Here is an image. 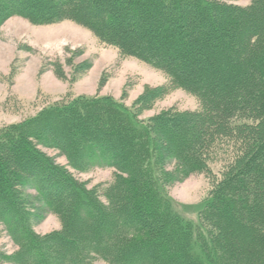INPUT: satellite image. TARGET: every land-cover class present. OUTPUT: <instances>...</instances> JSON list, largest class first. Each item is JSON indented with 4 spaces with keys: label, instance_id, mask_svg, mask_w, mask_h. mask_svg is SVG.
I'll use <instances>...</instances> for the list:
<instances>
[{
    "label": "trees",
    "instance_id": "1",
    "mask_svg": "<svg viewBox=\"0 0 264 264\" xmlns=\"http://www.w3.org/2000/svg\"><path fill=\"white\" fill-rule=\"evenodd\" d=\"M236 1L0 0V26L71 20L169 80L132 108L79 96L0 128V224L19 247L4 259L264 264V0ZM176 88L199 108L139 119ZM42 148L78 171L114 168L105 200ZM197 172L212 186L192 220L166 187ZM48 212L61 227L41 236L32 222Z\"/></svg>",
    "mask_w": 264,
    "mask_h": 264
},
{
    "label": "rangeland",
    "instance_id": "2",
    "mask_svg": "<svg viewBox=\"0 0 264 264\" xmlns=\"http://www.w3.org/2000/svg\"><path fill=\"white\" fill-rule=\"evenodd\" d=\"M235 3L248 5L250 0ZM168 82L163 71L135 57L122 55L118 48L105 44L88 28L71 20L36 24L14 15L0 26V128L35 116L44 107L79 96L107 95L132 108L149 90L166 86ZM198 108L194 95L176 88L141 110L139 119L147 122L164 111ZM42 150L66 166L88 189L97 188L105 200L103 194L114 181V168L78 171L58 151ZM173 166L174 163L167 169ZM218 167L212 166L214 176ZM211 186L210 176L197 172L169 183L166 190L188 218L197 220L199 207L208 198ZM26 192L33 194L30 189ZM32 224L41 236L61 227L59 217L51 212L34 219ZM18 248L0 224V264H15L4 256L16 253Z\"/></svg>",
    "mask_w": 264,
    "mask_h": 264
}]
</instances>
